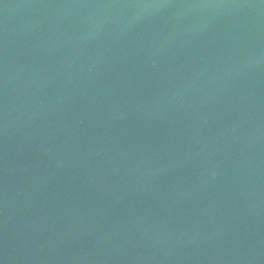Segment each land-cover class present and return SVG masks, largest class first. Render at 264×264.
<instances>
[{"label":"water","instance_id":"95a60500","mask_svg":"<svg viewBox=\"0 0 264 264\" xmlns=\"http://www.w3.org/2000/svg\"><path fill=\"white\" fill-rule=\"evenodd\" d=\"M0 264H264V0H0Z\"/></svg>","mask_w":264,"mask_h":264}]
</instances>
